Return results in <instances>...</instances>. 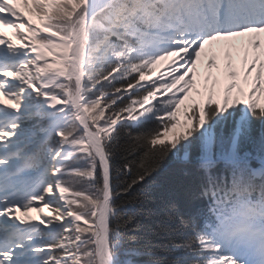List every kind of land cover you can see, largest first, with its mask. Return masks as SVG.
<instances>
[{
    "label": "snow or ice",
    "instance_id": "obj_1",
    "mask_svg": "<svg viewBox=\"0 0 264 264\" xmlns=\"http://www.w3.org/2000/svg\"><path fill=\"white\" fill-rule=\"evenodd\" d=\"M261 98L264 0H0V264H264ZM170 156L206 215L155 203Z\"/></svg>",
    "mask_w": 264,
    "mask_h": 264
},
{
    "label": "trees",
    "instance_id": "obj_2",
    "mask_svg": "<svg viewBox=\"0 0 264 264\" xmlns=\"http://www.w3.org/2000/svg\"><path fill=\"white\" fill-rule=\"evenodd\" d=\"M255 130L253 135L256 139L260 136V124L254 121ZM250 150H251V146ZM125 157L118 154L114 158L115 167L119 170L124 163ZM219 175H224L221 171ZM202 175L194 163H186L183 159L170 156L160 166L155 178L149 186L154 201L157 205H163L168 201H174L179 210L183 212L198 211L206 215L210 208V201L207 198L193 201L189 197L191 190L202 183Z\"/></svg>",
    "mask_w": 264,
    "mask_h": 264
},
{
    "label": "bare ground",
    "instance_id": "obj_3",
    "mask_svg": "<svg viewBox=\"0 0 264 264\" xmlns=\"http://www.w3.org/2000/svg\"><path fill=\"white\" fill-rule=\"evenodd\" d=\"M239 40H235L233 41V43L237 44L238 46L240 45V43L245 39V38H238ZM225 42H221L220 46H215L218 49V53H222V52H226L229 49H227L226 47H223V45H225ZM208 58H213L211 56H209ZM218 62L221 63V65L223 66V60H222V56L218 58ZM203 65V67H201ZM204 67H207L206 65V61H202L201 64L198 66V75H197V84L198 86L200 85L201 82H204L205 78L207 75L209 74H213L215 75L217 73V69H206L205 71L203 70ZM201 86V85H200ZM210 86V85H209ZM202 89V87H201ZM193 95L195 96V92L193 93Z\"/></svg>",
    "mask_w": 264,
    "mask_h": 264
},
{
    "label": "rangeland",
    "instance_id": "obj_4",
    "mask_svg": "<svg viewBox=\"0 0 264 264\" xmlns=\"http://www.w3.org/2000/svg\"><path fill=\"white\" fill-rule=\"evenodd\" d=\"M4 31L7 32V30H4ZM8 32L10 33V30H8ZM161 70H165V66H164V65H161ZM154 78H155V77H154ZM156 78H159V76L157 75ZM246 86H249V85H245L244 87H246ZM198 87L201 88L200 85H199ZM235 94H236V93H233V96H234ZM242 98H244V97H242ZM197 99H198V98H197ZM263 100H264V98H261V101H263ZM187 103H190V102H186V105H187ZM185 107H186V106H181V112L178 114V117H179V119H180V121H181L182 124L185 122V114H184V112H185ZM45 215H49V213H48L47 210H45ZM30 216H31L33 222H37L38 219H39L38 214L35 213V212L30 213Z\"/></svg>",
    "mask_w": 264,
    "mask_h": 264
}]
</instances>
